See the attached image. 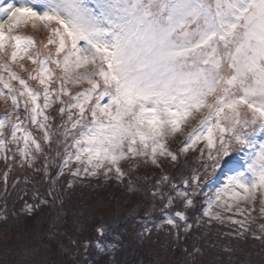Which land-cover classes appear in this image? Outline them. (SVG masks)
Wrapping results in <instances>:
<instances>
[{
  "label": "snow or ice",
  "instance_id": "obj_1",
  "mask_svg": "<svg viewBox=\"0 0 264 264\" xmlns=\"http://www.w3.org/2000/svg\"><path fill=\"white\" fill-rule=\"evenodd\" d=\"M29 27L48 33L43 49L22 34ZM24 60L34 67L18 63ZM0 100L10 102L0 116V159L19 153L23 169L43 155L47 176L58 158L54 175L67 170L73 178L62 189L77 179L124 183L128 177L126 191L145 192L131 173L149 164L163 168L164 160L176 162L179 153L206 141L199 152L206 157L202 174L184 180L187 189L173 183L174 195L157 188L151 197L164 211L175 200L193 208L198 195L206 196L208 223L231 229L218 235L264 245V222L257 223L264 220V0H0ZM54 104L56 111L47 113ZM178 134L186 139L171 150ZM217 170L228 175L224 187L211 196L199 191L202 181L212 190L216 177H208ZM3 180L7 188V171ZM165 182L167 175L158 183ZM56 183L51 180L53 190ZM228 193L231 202L224 199ZM42 203L48 201L26 202L24 210L31 214ZM188 219L183 210L165 212L159 227L178 230L183 222L186 234L193 228ZM0 220L7 221V213ZM105 231L97 228L101 236ZM151 231L138 235L146 239ZM91 243L85 241V250ZM95 245L113 256L119 247ZM184 251L193 264L202 254L198 247Z\"/></svg>",
  "mask_w": 264,
  "mask_h": 264
},
{
  "label": "trees",
  "instance_id": "obj_2",
  "mask_svg": "<svg viewBox=\"0 0 264 264\" xmlns=\"http://www.w3.org/2000/svg\"><path fill=\"white\" fill-rule=\"evenodd\" d=\"M58 107V104H54L52 112ZM20 111L25 118L23 108ZM25 123L27 124V120ZM30 127L37 139H41L37 127ZM56 127L53 132H56ZM43 146L47 151L48 145L45 143ZM15 147L9 146L12 151H15ZM19 155L16 153V159L7 161L0 159V213L8 215L7 221L0 220V264H193L192 258L184 251L185 247L189 250L194 247L201 249L202 254H197L194 264H264V245L251 238L247 241H229L228 237L218 235L217 231L231 229L214 221L209 224L208 217L206 220H197L202 223L205 221V228L200 226L192 233L189 231L185 234L184 226L179 230H171L169 225L160 228V222L165 218V210H161L162 201L157 198V204L154 202V207L151 208V195L149 198L145 195V203L131 199V196H134L143 201L144 192L136 191L131 194L126 191L127 183L120 188L116 186L125 198L121 199L122 203H117V206L128 207L127 212L130 214L133 211L146 210L138 215L139 219L126 221L124 213L118 212V209H115L117 206L111 205V202L92 199V194H104L101 196L111 199V192L117 191L109 190L108 187L115 190V180L107 183L103 179H77L72 188L62 189L60 186L73 178L67 170L64 176L54 175L60 165L54 152L50 158H55V162L48 168L47 176L43 172V155L37 154L33 168L23 169L19 167ZM9 167L11 171H8ZM37 168L41 170L37 171ZM6 171L7 188L3 180ZM171 174L168 177L173 181ZM143 176L144 174L139 175L137 172L131 174L133 183L136 182L138 187L149 192L158 186L154 175L147 180ZM52 179L57 180L54 190ZM181 179L184 181V176ZM183 188L187 189L184 185ZM25 191L27 195L24 194ZM203 197L205 196H197L198 206L203 203ZM117 198L119 199L118 193ZM129 199L128 204H123ZM39 200H47L48 203L40 204L31 214L26 213L25 203L36 204ZM143 204L145 207L141 210L139 206L143 207ZM181 204L183 205V202ZM155 206L159 208L155 210ZM187 222L193 223L190 220ZM261 222L263 221L258 220L257 223ZM101 226L106 229L103 236L97 232V228ZM145 228L152 230L151 233H144V236L148 237L146 239L138 235L144 232ZM169 230L173 232L172 235H169ZM176 231L180 233L179 239L175 235ZM85 241L93 242L87 250L84 248ZM95 241H100L105 246L118 244L119 247L113 256L100 252ZM224 245L239 250L225 252L222 247Z\"/></svg>",
  "mask_w": 264,
  "mask_h": 264
},
{
  "label": "rangeland",
  "instance_id": "obj_3",
  "mask_svg": "<svg viewBox=\"0 0 264 264\" xmlns=\"http://www.w3.org/2000/svg\"><path fill=\"white\" fill-rule=\"evenodd\" d=\"M17 3L20 2V0H16ZM22 34H25V35H29V36H32L36 41H37V47L40 48V49H43V43H46L47 42V39H48V33L45 32L42 28L41 29H38V30H34L32 29L31 27L27 28V29H22ZM50 48H52L54 50V45H50L49 46ZM18 63H24L25 66L31 70L34 65L31 64L30 61L28 60H24V61H20ZM21 75H26V73H21ZM14 86H19L17 82H13ZM84 87H87V85H84ZM76 89H73V91H75ZM65 99L67 100L68 98L65 97ZM52 108L50 109H47L46 112L47 113H52ZM10 110V102H9V105H5V103L3 102V100H0V116L4 115L7 111ZM21 119H25L23 115H21ZM62 118L60 116H57L56 120L57 121H60ZM26 120V119H25ZM196 123V121H193V125ZM54 128V127H53ZM53 128L51 130H53ZM191 128H187L186 131H190ZM186 139V134L185 135H180L178 134L177 135V138L175 141L171 140L169 141L170 143V146H171V150H175V151H178L179 150V145L181 142H183L184 140ZM206 144V141H202L200 142L199 144H197L195 146V148L193 149H189V152L188 153H179V156H178V160L176 162H171L170 159L168 160H164V167L163 168H157L156 166L154 165H151L149 164L148 166L146 167H142L140 168L139 170L135 171L137 172L139 175L144 174V178L147 180L151 175H154L155 178H157V181L159 182L160 180H162L163 176L167 175L169 176L170 173L171 174V177L173 179V181H170L169 182H165V184H160V183H157V187L155 188L154 187V190L152 191H155L157 188L163 190L165 192V195H168L169 193L173 194L174 195V190L172 189V184H176L177 187H180V188H183V180L181 179V177L184 176V180H188L190 176H195L197 174H202V169H201V165L203 163H205L206 161V157L204 158V160L200 159L199 157V152L202 148H204ZM133 172V173H135ZM133 173H131L133 175ZM230 174V173H229ZM142 177V179H144ZM214 177H216L215 179V183L212 185V190L209 191L206 187V185L204 184V182L202 181L201 182V187L199 189V191L201 192H204L206 191L207 192V195L211 196V195H214L215 191L220 189V188H223L224 185L226 184L227 182V178H228V175L227 174H220L219 173V170H217V173L216 174H213V175H210L208 178L211 180L213 179ZM132 179V177H131ZM133 180V179H132ZM109 183V182H107ZM128 183V177L125 178V181L124 183H119V182H113L114 184V188L115 190L111 189L108 187L109 190H112V191H117L118 195H119V199L117 198V193H114V192H111V199H109L107 196H101V195H104V194H92V199L100 202V200L102 201H108L111 202V205H115L117 206V203L119 205V203L121 202L120 200L121 199H125L124 196L121 195V193L118 191V187L120 188V186H124ZM136 183V182H134ZM118 186V187H116ZM135 187H138V184H134ZM185 188L188 186H184ZM193 187H194V184H193ZM147 192V196L149 198V196L151 195L149 191H145ZM144 192V198H143V201H141L138 197H134V196H131L130 194L128 195V197L130 198L131 196V199H137L138 201L140 202H143L145 203L144 200H146V194ZM132 193H135V192H131ZM230 196H231V193H228L224 196V199H227L230 201ZM197 198V197H196ZM108 199V200H106ZM207 197H203L201 199V202L203 201V203L198 206V204H196L193 208H189V209H184L183 205L181 204V200H175L174 201V204L172 205L171 208H167L165 209V212H168V213H172L173 210H183L185 211L186 215L189 217L188 220L192 221L193 223V228L191 230H189L188 232L189 233H192L194 232V230H198V228L200 226H202L203 228H205L204 224H206V222L204 221L202 223L201 222H198L197 220L199 219H205L207 218V216L204 215V212L207 208V205L205 203ZM130 201L129 200H126V203H123V204H128ZM150 206L151 208L154 207V202L155 204H157V199H153L151 196H150ZM122 203V202H121ZM243 203V202H241ZM163 204V202H162ZM160 204V205H162ZM122 205V204H121ZM257 206H259V200L257 201ZM124 207V206H123ZM123 207H118L115 208V209H118V212L121 211L124 213V215L126 216L125 220L126 221H132L133 219L136 220V219H139L138 218V215L145 211V210H142L144 207H145V204H143V207L139 206V208L142 210V211H139V212H136V211H133L131 214L127 212L128 210V207L126 208H123ZM159 207H156L155 206V210L158 209ZM214 210H219V209H214ZM113 211V210H112ZM226 215H231V213H227ZM238 218H241L239 216H237ZM235 217V218H237ZM237 218V219H238ZM264 222V220H262ZM199 224V225H198ZM181 226H184L183 225V222H181ZM179 230V229H178ZM200 230H203V229H200Z\"/></svg>",
  "mask_w": 264,
  "mask_h": 264
}]
</instances>
